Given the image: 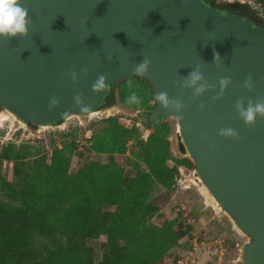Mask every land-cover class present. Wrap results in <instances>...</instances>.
<instances>
[{
	"label": "water",
	"instance_id": "95a60500",
	"mask_svg": "<svg viewBox=\"0 0 264 264\" xmlns=\"http://www.w3.org/2000/svg\"><path fill=\"white\" fill-rule=\"evenodd\" d=\"M21 3L28 9L27 36L0 38V111L26 126L53 127L95 112L109 88L130 77L148 82L154 97L167 92L185 108L168 112L155 99L148 119L178 120L181 151L208 194L247 238L240 264H264V118L247 126L235 110L239 99L245 105L264 100V23L205 0ZM213 48L222 59L219 67L212 63ZM145 58L151 61L147 74L137 76L134 69ZM197 65L211 87L191 99V89L181 84ZM99 75L107 78V88L95 93L92 85ZM249 75L251 90L244 87ZM222 78L230 84L220 96ZM78 94L79 106L74 100ZM52 98L59 102L56 107L49 106ZM222 129L237 135L221 136Z\"/></svg>",
	"mask_w": 264,
	"mask_h": 264
},
{
	"label": "rangeland",
	"instance_id": "374dc122",
	"mask_svg": "<svg viewBox=\"0 0 264 264\" xmlns=\"http://www.w3.org/2000/svg\"><path fill=\"white\" fill-rule=\"evenodd\" d=\"M228 1L247 6L253 17L264 20V0H217V3ZM130 80L128 78L124 80L127 84L119 83L116 86L115 91L119 94L114 106L99 109L94 115L65 118L53 127L21 125L10 116H0V153L4 147L13 145L20 154L19 159L0 157V208L9 211L10 215L6 216L14 227L27 217L33 219L29 229L31 239L25 250H21V258L16 262L7 261L3 264H25L26 261L43 264L58 256L65 258L68 264L102 262L104 256L109 254L106 235L99 233L97 238L86 239L83 247L71 249L74 246L71 239L73 231H65L62 221L72 208H87L93 198H103V192L114 172L112 167L108 168L111 165L109 155L115 158L117 168L123 169L124 181L121 187H126L136 177L138 170L149 173V164L142 160L148 158L143 157L146 154L142 153L145 148L152 146L156 150L166 149L164 163L169 168L176 169L172 187L152 177V181L142 185L144 189L135 196H138V200L145 199L146 205L152 204L148 224L159 228L170 226L173 232H182L189 227V232L163 255L159 264H240L241 247L247 238L208 194L196 176L193 163L181 151L178 120L168 117L150 129L141 126L136 109L149 110L154 96L149 83L145 84L142 80L131 81L132 85L129 87ZM133 91L143 99L139 106H129L125 102L129 92ZM115 122L128 130H137L136 135L120 140L121 147L125 150L123 153L116 150L121 148L120 145H110V138L104 133ZM154 135L158 140L153 145L151 140ZM138 140L144 146L138 145ZM97 148L101 151L106 149V152H99ZM54 149L66 160L67 174L76 176L82 165L96 163L99 167L95 169L93 176L98 183L96 190L93 185L86 183L83 192L70 195L63 202L52 203L55 206L54 216H46L47 228L40 230L38 225L43 216H37L36 211L42 207L45 212L42 193L47 189L51 190L53 185L52 177L49 179L52 174L49 168ZM100 166L105 168L101 169ZM29 185L36 189L34 199L21 193L27 191ZM116 209L105 205L101 212L111 211L116 216ZM30 212L33 216H15ZM18 228H21L20 225ZM116 244L122 248L124 241L119 238Z\"/></svg>",
	"mask_w": 264,
	"mask_h": 264
},
{
	"label": "trees",
	"instance_id": "16d2710c",
	"mask_svg": "<svg viewBox=\"0 0 264 264\" xmlns=\"http://www.w3.org/2000/svg\"><path fill=\"white\" fill-rule=\"evenodd\" d=\"M239 7L248 10V7L245 5L239 4ZM139 80L141 79L131 77L130 81L136 82ZM126 82L121 81L120 83L125 85L127 84ZM142 82L148 84L146 81L142 80ZM149 88L151 87L149 86ZM136 132L135 128L128 130L127 128L118 126L116 122L104 130V133L110 138V145H120V147L122 146L121 139L136 135ZM157 140L158 137L154 135L151 140L153 145ZM137 144L144 146V143L140 140H138ZM122 148L116 150L119 153H123L125 150ZM154 148L155 146L145 148L142 153L146 154L143 157L148 158V160H142L149 164V173L138 170L136 177L131 179V183L127 184L128 186L126 185V187H121L124 181L123 169L117 168L115 158L109 155L111 165L108 168L112 167L114 172H112L107 188L103 192V198H93V202L87 208L79 206L78 208H72V210L66 213L62 221L63 226L66 227L65 231H73L71 239L74 242V246L71 249L83 247L86 239L97 238L100 233L107 237L109 254L105 255L99 264H159L162 262L163 255L189 232V227L182 232H173L170 226L159 228L148 224V220L151 218L149 213L152 209V204L148 203L146 205L145 199L138 200V196H135L139 191L144 189L141 187L142 185H147L152 181V177L165 183L168 187H172L176 169L165 165L166 149L156 150ZM97 150L101 151L99 148ZM102 151L106 152V149H102ZM60 156V152L54 149L49 168L52 172L49 175V179L52 177L53 181L52 191L47 189V191L45 190L46 192L42 193L45 212L42 210V207L36 211L37 216H43L41 224L38 225L40 230L41 228H47L48 219L46 216H54V202H63L70 195H77L83 192V188H86L84 186L86 183L90 186L93 185V189L96 190L95 186L98 183V180H95L93 176L95 169L99 167L96 163L82 165L75 176L74 174H67L66 160ZM0 157L19 159L20 154L15 151L13 145H10L3 148ZM185 161L191 164L189 160L186 159ZM100 168L103 169L105 167L100 166ZM34 188V186L29 185L27 186V191H22L21 193L27 194L28 197L34 199L33 195L36 194V189ZM105 205L108 208H117L115 211L117 215L114 216V213L111 214V211L102 213L101 210ZM6 215H10L9 211L0 208V264L7 261L16 262L21 258V250H25L26 245L31 239L29 229L32 227L30 224L33 221L32 217L20 220L16 223V227H14V224L10 223L9 217ZM15 216L33 215L30 212L24 215L18 213ZM19 225L21 228L17 229ZM75 236H77L76 239L74 238ZM119 238L124 241L122 248L116 244V240ZM116 252L117 254H115ZM29 254L31 255V253ZM113 255H115V258H113ZM16 264H20V262ZM25 264L35 263L33 261H26ZM43 264H68V262L65 258L58 256L57 258H52L50 262L47 261V263ZM83 264L92 263L85 261Z\"/></svg>",
	"mask_w": 264,
	"mask_h": 264
},
{
	"label": "clouds",
	"instance_id": "9594fccd",
	"mask_svg": "<svg viewBox=\"0 0 264 264\" xmlns=\"http://www.w3.org/2000/svg\"><path fill=\"white\" fill-rule=\"evenodd\" d=\"M30 21L28 19V9L25 8L21 0H0V38L15 39L16 37H25L28 34ZM106 59L111 60V57ZM222 59L218 53L215 52L213 48V61L217 67L220 66ZM151 61L147 58L143 59L134 69V73L137 76H145L147 74L149 65ZM86 72V69L84 70ZM73 81L76 79V74L74 72L70 73ZM106 77L104 75H99L92 85V91L95 93H102L107 88ZM230 84L229 78H222L219 80V87L221 90L220 96L223 95V91ZM129 87H131L132 82H128ZM182 88L191 89L192 96L191 99L198 98L202 96L211 86L204 81L201 66L197 65L193 68L188 75L184 78ZM244 87L248 90L253 88L252 77L249 75L244 81ZM155 99L158 105L167 110L168 112L180 113L185 105L179 99H171L167 92H159L155 94ZM219 99V96L213 97V100ZM75 104L81 105L82 100L80 95L74 97ZM129 106H139L141 104V97L135 92H131L125 101ZM58 100L52 98L50 100V107H56L58 105ZM201 108L204 107L203 104L200 105ZM235 110L238 113L240 119L243 120L245 125H253L258 118H264V100H258L253 102L248 100L245 105L243 99L237 100L235 103ZM224 137H236V132L232 129H222L219 133Z\"/></svg>",
	"mask_w": 264,
	"mask_h": 264
},
{
	"label": "flooded vegetation",
	"instance_id": "af4514ba",
	"mask_svg": "<svg viewBox=\"0 0 264 264\" xmlns=\"http://www.w3.org/2000/svg\"><path fill=\"white\" fill-rule=\"evenodd\" d=\"M205 1L208 2L211 5H216L218 8H220L224 12L238 13V14H240L242 16H249V17L252 18V21L255 22V23H257V24L264 23V20H262L261 18H255V17H253L251 15V13H250V11H249L248 8H247L248 10H244V9H242V8L239 7V4H235L234 2L232 3L230 1H228L227 3L219 4V3H217V0H205ZM119 83H117L116 85L111 86L109 88V90H108V92H107V94L105 96L104 103L102 104V106L99 109H102V108H106L108 106H114L115 105V103H116V97L119 94V92L117 93V91H115V88H116V86ZM151 90H152V88H151ZM152 94L154 96L153 90H152ZM142 101H143V99L141 100V102ZM155 104H156V102H155V97H154L153 98V104H152V106H151V108L149 110L148 109L147 110H143V109H140V108H137L136 109L137 110L138 117H139V120H140V125L141 126H144L145 128L150 129L154 125H157V124L161 123V122H159V123L158 122H153V121H151V120L148 119V117L150 116V113H151L153 107L155 106ZM85 116H87V115H84V117ZM61 121L57 122L56 125H58ZM28 126H30V125H28Z\"/></svg>",
	"mask_w": 264,
	"mask_h": 264
},
{
	"label": "bare ground",
	"instance_id": "6f19581e",
	"mask_svg": "<svg viewBox=\"0 0 264 264\" xmlns=\"http://www.w3.org/2000/svg\"><path fill=\"white\" fill-rule=\"evenodd\" d=\"M6 111V110H5ZM0 111V116L1 117H5V116H10V117H12L15 121H17L19 124H21V125H24L23 123H21L20 121H18L17 119H15V117H14V115L13 114H11L10 112H8V111ZM96 112H93V113H90L89 115H94ZM46 128V127H45ZM188 157V156H187Z\"/></svg>",
	"mask_w": 264,
	"mask_h": 264
}]
</instances>
